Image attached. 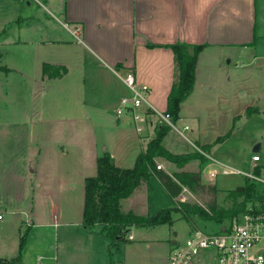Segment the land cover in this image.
Wrapping results in <instances>:
<instances>
[{
    "label": "crops",
    "instance_id": "0c3cea01",
    "mask_svg": "<svg viewBox=\"0 0 264 264\" xmlns=\"http://www.w3.org/2000/svg\"><path fill=\"white\" fill-rule=\"evenodd\" d=\"M22 1L0 0V66L8 68L0 69L1 258L15 255L24 238L20 234L17 252H6L2 237L9 227L1 223L6 216L16 228H22L21 215L29 220L28 226L45 228L35 223V199L41 187L36 182L50 170L54 158L65 160L67 170L84 180L85 189V179L96 176L101 152L107 151L122 167L128 155L136 161L155 136L160 120L147 107L140 108L136 121L130 113L116 114L120 98L130 95L121 80L129 72L139 84L149 86L148 100L156 110L167 108L174 79L173 51L148 43H207L197 59L193 92L200 57L208 50L237 48L251 62L264 59V0H35L43 14L21 13ZM25 2L31 6L30 0ZM9 5L15 12L6 11ZM44 63L55 68L51 76L42 71ZM59 67L67 72L55 75ZM154 179L158 180L150 176L122 199L121 210L154 215L151 197L167 192L159 180L157 194L151 191ZM169 196L176 203L177 198ZM26 203L33 207L26 211ZM83 206L84 199L78 220L59 223L54 217L51 224L62 231L46 243L36 264H155L157 247L162 249L161 264H166L173 247L183 244L175 238H137L150 226L136 225L128 228L131 239L127 235V241L112 244L99 223L83 225ZM23 245L20 264H30L25 260L27 241ZM201 256L211 264L204 253ZM196 258L194 264H200L201 258Z\"/></svg>",
    "mask_w": 264,
    "mask_h": 264
},
{
    "label": "rangeland",
    "instance_id": "374dc122",
    "mask_svg": "<svg viewBox=\"0 0 264 264\" xmlns=\"http://www.w3.org/2000/svg\"><path fill=\"white\" fill-rule=\"evenodd\" d=\"M30 2L31 6H28L25 0L22 1V5L19 7L21 13L36 12L43 14L44 9L41 6L37 8L38 5L35 0H30ZM47 7L50 9L49 5ZM6 8L8 12L9 10L15 12L14 8L11 9V5ZM15 8L17 10V7ZM51 20L53 21V19ZM237 51V48L214 49L208 50L200 57L197 89L184 101L180 113L181 120L177 123L180 130L185 124L189 125L191 129L184 131V135H179L173 129L167 130L163 145L174 154H182L195 150V146L201 147L208 144L210 145L208 153L212 158L246 173H252L255 166H261L264 170V59L251 62L250 58ZM259 62L260 65H255ZM129 96H131V91ZM250 106L257 109L259 107L263 111L253 112L248 116L246 110ZM102 134V131H99L98 139L100 138V142H102ZM218 139L222 140L217 142ZM257 144L260 147L258 150H254ZM100 148L103 150L105 146ZM254 154H259L261 160L253 161L252 156ZM126 159L122 167L130 168L133 166L134 156L128 155ZM209 163L207 161L206 164L199 166L198 162L195 161L185 165L184 168L201 171L202 183L205 184H210L208 169L213 168L220 172L214 184L217 188V194L214 196L217 205L228 208L232 206L235 199L245 201V205L249 203L252 194L247 197L246 194L240 195L238 190H244L247 185L259 188L256 182L253 181L254 185H252L253 183L250 184L247 178L241 174L225 176L221 173L219 166H210ZM161 164L163 170L171 172L175 169L166 161L163 162L162 160ZM49 165H51L50 170L45 171L36 182V184H41V187L38 191V197L35 199V210H37L38 215L35 223H42L45 228L28 226L29 220L24 215H21L22 228H16L7 216L1 221L2 225L9 227L5 236L2 237L8 249L6 252H17V243L21 234L24 237V243L27 241V245H29L25 260L30 264H36L39 261L40 252L46 243L50 244L54 241L57 230L62 231L61 227L57 228L51 224L55 216L58 217L59 223H62L78 220L82 214L84 180H79L74 172L67 170L65 160L62 158H54V161H51ZM156 180L154 179L153 185H150V190L157 194L154 189L160 185ZM239 187H243V189ZM153 192L152 194H154ZM183 195H186V199L183 201L200 206H206L207 202L212 199L211 194L202 192L195 194L184 186L178 197L181 198ZM177 201L179 200L176 199ZM174 203L167 192L163 196L157 194L155 197L154 194L150 202L154 207L151 211L157 213L161 209L174 206ZM26 204L23 208L26 211L33 207L32 204L30 207L29 203ZM171 218V221L166 222V224L155 228L150 226L149 229L138 233L137 238H144V236H147L145 238L158 237L168 240L175 238L173 240L178 243H184L186 237L196 227L206 232H216L221 227L222 222L228 223L229 221V219H223L221 223H216L213 220H205L192 214L190 215L191 223L176 212L172 213ZM28 234H30L29 237ZM156 250V255L153 256L155 264H161L162 259L158 253L162 249L157 247ZM61 254L60 252L59 261L63 257ZM66 255L68 254H65V257ZM200 256V264H208L205 258ZM99 259L101 260V258Z\"/></svg>",
    "mask_w": 264,
    "mask_h": 264
},
{
    "label": "trees",
    "instance_id": "16d2710c",
    "mask_svg": "<svg viewBox=\"0 0 264 264\" xmlns=\"http://www.w3.org/2000/svg\"><path fill=\"white\" fill-rule=\"evenodd\" d=\"M149 47H167L173 51L174 79L172 87L167 96L166 112L173 122L179 121L181 104L190 96L195 88L196 63L199 54L207 46V43L189 44L184 41H176L171 44L157 45L148 43ZM3 71L8 68L1 67ZM55 68L47 63L42 66V71L51 76ZM61 70V72L59 71ZM67 72L64 67H59L55 75ZM259 112L257 108L248 107L246 115ZM170 126L159 125L155 136L147 143L144 151L138 153L135 163L130 168H122L115 164L112 156L107 151L101 152L97 159L96 176L85 179V198L83 206V225H94L99 223L102 234L110 240V243L125 242L129 227L133 225L149 227L166 224L171 221L172 213H180L182 218L189 222L190 215H197L205 220H213L216 223L223 219H235L239 214L245 212V201H235L231 207L225 208L216 204L215 195L217 188L214 184L202 183V172L185 169V165L197 161L199 166L208 161L204 154L193 150L182 154H174L163 145L164 134ZM223 139V138H222ZM222 139L216 140L221 141ZM201 148L208 152L210 145L206 144ZM161 159L173 165L175 168L169 172L162 168H157V160ZM261 167H255L256 173ZM155 175L163 189L173 197L177 198L183 191V186L195 194L207 193L212 195L206 206H200L190 202L177 201L174 206H169L159 210L154 215L145 217L131 212H123L120 208V201L128 198L143 182ZM255 187L247 185L244 190H238L241 195H251ZM254 192V191H253ZM192 223V222H191ZM24 238L20 241L18 252L10 258H1L0 264H20Z\"/></svg>",
    "mask_w": 264,
    "mask_h": 264
},
{
    "label": "built area",
    "instance_id": "2783aa9c",
    "mask_svg": "<svg viewBox=\"0 0 264 264\" xmlns=\"http://www.w3.org/2000/svg\"><path fill=\"white\" fill-rule=\"evenodd\" d=\"M121 80L130 89L131 96L120 98L116 108L117 116L130 113L133 120L136 121L141 117L140 108L145 106L157 115L161 125H169L170 129L175 130L179 135H184V131L190 130L187 124L180 130L178 122H173L166 111L160 112L153 107L148 100L149 86L139 84L133 72H129ZM194 148L195 151L207 157L210 166H219L223 175L241 174L247 178L250 184L253 181L256 182L259 188L255 187L256 190H254V194L252 193L249 203H246L245 213L239 214L228 223H222L216 232H206L198 227L194 228L182 245L173 247L166 264H194L196 257L202 253L210 259L211 264H264V172L261 170L256 173L253 169L252 173H246L212 158L200 146ZM252 160L259 161V154H254ZM157 168L162 167L157 165ZM207 171L211 181H215L220 173L213 168ZM177 199L183 202L186 195L181 198L177 197ZM128 238L131 239L132 236L128 235Z\"/></svg>",
    "mask_w": 264,
    "mask_h": 264
},
{
    "label": "water",
    "instance_id": "95a60500",
    "mask_svg": "<svg viewBox=\"0 0 264 264\" xmlns=\"http://www.w3.org/2000/svg\"><path fill=\"white\" fill-rule=\"evenodd\" d=\"M260 147L259 144H257L255 147H254V150H257L258 148ZM240 189H243V187H239Z\"/></svg>",
    "mask_w": 264,
    "mask_h": 264
}]
</instances>
